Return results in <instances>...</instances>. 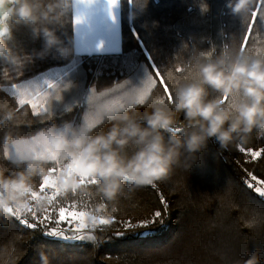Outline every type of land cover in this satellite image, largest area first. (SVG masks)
I'll use <instances>...</instances> for the list:
<instances>
[{
  "label": "trees",
  "instance_id": "trees-1",
  "mask_svg": "<svg viewBox=\"0 0 264 264\" xmlns=\"http://www.w3.org/2000/svg\"><path fill=\"white\" fill-rule=\"evenodd\" d=\"M205 5L207 10H202ZM120 16V52L79 56L73 53L70 59L49 54L43 59L34 57L27 64L25 78L59 72L65 82H70V87L62 92L63 99L78 92L80 78L75 67L79 65L84 71L82 96L70 106L71 112L66 111L68 107L53 111L52 123L33 117L30 107H25L27 122L0 124V164L10 171L15 170L3 155L5 149L10 151L3 142L9 131L31 138L50 124L59 129L66 123L76 128L82 126L91 117V105L87 101L90 89H96L91 103L119 109L128 97L125 80L130 82L128 87H135L144 77L146 52L151 51L155 62L160 64L174 93L168 73H173L175 67H187L221 54H235L244 30V22L231 13L227 0H148L143 11H137L132 0H120ZM258 27L248 48L264 51V38L256 36ZM58 34L73 46L72 7L58 26ZM7 43L17 52L31 53L41 47L42 41L33 38L28 26L19 25ZM2 71H11V68L0 63ZM171 77L180 82L185 80L174 73ZM0 81L9 82L2 76ZM162 88L158 86L151 97L161 98ZM0 101L16 107L14 100L6 95H0ZM138 107L141 114L151 110L146 106ZM178 119L185 122L183 113L178 114ZM99 127L106 131L110 124L103 122L96 128ZM241 143L255 149L264 147V132L254 130L247 141L236 140L227 148H221L214 138L210 139L201 152L185 153L171 177L156 182L157 188L144 185L128 191L126 187L115 202L107 204L109 215H115L117 223L106 226L102 233L97 231L96 243L63 242L39 230L34 236L32 230L21 235L11 226L0 223V264H39L38 254L42 249L54 254L53 264H221L215 249L235 240L241 233L240 240L248 252L264 247V240L254 235V231L264 234V197L244 184L250 179L247 172L264 177V158L252 160L239 151ZM33 182L38 185L39 177ZM161 195L167 200V211L161 204ZM233 204L240 208H233ZM113 206L117 209L115 213ZM245 206H248L247 211H242ZM157 209L164 213L165 223L154 227L149 235L131 232L123 237L115 235L126 231L119 221L130 217L134 221L149 218ZM242 216L257 221L255 230L243 226ZM213 223L215 227H211Z\"/></svg>",
  "mask_w": 264,
  "mask_h": 264
},
{
  "label": "clouds",
  "instance_id": "clouds-1",
  "mask_svg": "<svg viewBox=\"0 0 264 264\" xmlns=\"http://www.w3.org/2000/svg\"><path fill=\"white\" fill-rule=\"evenodd\" d=\"M72 3L73 0H0V63L22 70L34 57L43 59L54 54L70 59L74 48L58 34V26ZM132 3L137 11H143L148 0ZM254 3L255 0H227V7L244 21ZM19 25L28 26L33 38L42 41L39 49L21 53L8 45L7 40ZM194 72V77L183 82L170 76L173 100L151 97L145 105L151 110L142 114L131 95L124 109L98 106L97 115L110 124L106 131L103 127L89 129L84 124L76 128L66 123L63 129L50 124L37 133L39 145L31 138L7 132L3 142L10 148L15 170L0 164V219L7 217V206L25 204V193L36 187L35 177L47 175L51 165L46 158H36L38 148L60 153L66 166L73 169L74 175L66 181L63 173L59 175L62 192L75 187L88 193L95 212L109 215L108 202H115L126 187L133 191L169 179L185 153L201 152L210 139L227 148L236 140L247 141L254 130L264 132V56L237 50L233 55L197 61ZM224 96L229 99L222 103ZM180 113L185 122L179 121ZM27 116L26 110L18 112L10 103L0 101V124L18 125L27 122ZM175 128L182 132L178 134ZM80 175L94 178L95 185L81 186ZM247 209L245 206L242 211ZM241 218L244 227L255 230L256 220ZM254 235L264 240V234L254 231ZM243 242H247L246 238ZM38 255L39 264H53L54 254L42 249ZM221 264H225L222 257ZM227 264H264V247L251 252L244 249Z\"/></svg>",
  "mask_w": 264,
  "mask_h": 264
},
{
  "label": "snow or ice",
  "instance_id": "snow-or-ice-1",
  "mask_svg": "<svg viewBox=\"0 0 264 264\" xmlns=\"http://www.w3.org/2000/svg\"><path fill=\"white\" fill-rule=\"evenodd\" d=\"M90 0H73L76 5L89 3ZM131 2V0H130ZM108 10L118 4V0H106ZM205 10V6L202 8ZM81 17L77 15L73 23H79ZM244 30L241 38L239 51L247 52L249 55L264 56V51L252 49L248 46L252 42L254 29L258 27L256 36L264 38V0H258L249 10L248 16L244 19ZM136 38L139 40V36ZM102 47L101 45L97 46ZM79 50V48H77ZM207 55V54H205ZM148 61H152L149 63ZM144 77L138 86L128 87L129 81L125 80L127 89L125 95L134 96L137 106H145L148 99L151 98L158 86L162 85L163 96L162 101L171 102L173 100V92L169 86L166 74L161 70L160 64L155 62L151 51L145 53ZM6 67H9L5 65ZM10 68V67H9ZM173 73L185 79L194 77V64H189L187 67H175ZM168 73L167 77L173 75ZM0 76L6 78L9 82L3 84L0 81V95H6L9 99L14 100L16 110L22 111L25 107H30L31 114L36 118L48 117L49 123L53 121V112L51 101L61 100L62 92L70 87V82H65L59 72H50L39 78H25V68L22 70L11 69V71H2ZM96 89H90L87 95V101L91 105V117L83 124L89 129H95L98 125L103 123L102 118L97 115L98 105L91 103L95 98ZM228 97L221 98V102H227ZM107 110H114L110 105H102ZM126 103H122L119 109H124ZM66 111L71 112L72 108L69 106ZM178 134L182 129L175 128ZM31 140L37 145L40 140L37 136H32ZM239 151L249 156L252 160L264 158V147L259 149L244 146L242 143L238 145ZM4 157L13 162V158L9 151L5 149ZM36 158H46L51 165L47 170V175L39 177V183L35 188L29 189L25 193L26 202L23 206H7V217L3 218L0 223L11 226L14 232H19L21 235L26 230H32L33 236L37 230L42 232L45 236L56 238L59 241H91L97 242L96 232H104L106 226H111L117 223L115 215L97 214L95 212L92 197L77 188H72L70 191L65 189L61 191L59 183V175L64 174L65 181L68 177L74 175L73 169L66 166L65 158L57 152L49 148H43L36 151ZM250 179L244 181L247 188L254 190L260 197H264V177H258L253 172H247ZM78 182L81 186L89 187L95 185L94 178H89L84 175L78 176ZM153 189L159 185L157 183L147 184ZM161 204L164 211L168 210L167 200L160 196ZM116 208H112L115 213ZM119 223L126 230L124 232H116L115 235L123 237L129 232L141 236L149 235L154 227L163 226L165 223L164 213L157 209L149 218L134 221L131 217L127 220H121ZM66 225V226H65ZM22 226V227H21ZM228 244L215 249V255L220 259L223 258L225 264L235 256L240 255L244 251L240 236Z\"/></svg>",
  "mask_w": 264,
  "mask_h": 264
},
{
  "label": "crops",
  "instance_id": "crops-1",
  "mask_svg": "<svg viewBox=\"0 0 264 264\" xmlns=\"http://www.w3.org/2000/svg\"><path fill=\"white\" fill-rule=\"evenodd\" d=\"M73 48L74 54L118 53L121 45L120 0L108 10L106 0H90L89 3H72ZM79 15V23H73ZM102 47L98 48V45ZM79 48V50H77Z\"/></svg>",
  "mask_w": 264,
  "mask_h": 264
},
{
  "label": "rangeland",
  "instance_id": "rangeland-1",
  "mask_svg": "<svg viewBox=\"0 0 264 264\" xmlns=\"http://www.w3.org/2000/svg\"><path fill=\"white\" fill-rule=\"evenodd\" d=\"M76 73L78 74L79 78H80V83H79V87H78V92H76L71 98L69 99H61L59 101L57 100H52L51 101V107H52V112L55 110H60V109H64L67 108L73 104H75L76 102L80 101L81 99V94H82V89H83V79H84V71L83 69L77 65L75 67ZM247 156V155H246ZM249 157V156H248Z\"/></svg>",
  "mask_w": 264,
  "mask_h": 264
}]
</instances>
